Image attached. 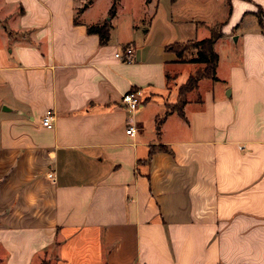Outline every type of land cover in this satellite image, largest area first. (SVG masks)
Instances as JSON below:
<instances>
[{"label":"crops","instance_id":"obj_1","mask_svg":"<svg viewBox=\"0 0 264 264\" xmlns=\"http://www.w3.org/2000/svg\"><path fill=\"white\" fill-rule=\"evenodd\" d=\"M85 1L0 0V264H264V0L189 24L151 0L104 45ZM218 24L217 80L158 132L203 67L167 48Z\"/></svg>","mask_w":264,"mask_h":264},{"label":"rangeland","instance_id":"obj_2","mask_svg":"<svg viewBox=\"0 0 264 264\" xmlns=\"http://www.w3.org/2000/svg\"><path fill=\"white\" fill-rule=\"evenodd\" d=\"M92 3L93 6L88 11V14L81 15L80 18L86 20L89 19L90 21H93L91 22L92 24H99L107 21L109 18L108 11L112 4V0H86L83 3L82 8L77 11V15L81 10L85 9L86 4ZM149 3L150 1L147 0H120V6H117L115 12V14L117 13V17L115 21L113 20V23L115 22L116 24V27L114 24L113 33L117 34L118 30H121V26L125 21L134 22L136 25L146 21L148 18L146 10ZM227 9L228 7L225 8L223 2H219V0H176L172 5V18L176 22H181L183 20V22L186 21L188 24L190 21H205L207 23H212L216 20L218 21L222 19ZM193 42L180 43L175 47V49L181 53V58L179 60L181 64L189 65L191 63L185 61H189L196 57V48H193ZM195 67H198V65H189L190 70ZM209 82L210 80H202L196 93L202 96ZM173 83L174 81H172V79L169 80L171 86H173ZM176 89L178 92V88ZM193 96H195V94H193Z\"/></svg>","mask_w":264,"mask_h":264},{"label":"trees","instance_id":"obj_3","mask_svg":"<svg viewBox=\"0 0 264 264\" xmlns=\"http://www.w3.org/2000/svg\"><path fill=\"white\" fill-rule=\"evenodd\" d=\"M151 1V0H147ZM119 0H112V4L108 11L109 19L112 18L115 15L117 6H118ZM260 24L264 27V21L261 17H259ZM222 24L215 25L213 28L210 29V36L207 38H204L199 41L193 42V48H196V57L193 59H190L189 63H198L203 65L202 68L196 69L193 73H191L186 82L182 84L178 88L177 92V102L173 105H170L166 108L163 115L157 117L155 121L156 130L159 132L160 125L162 121L165 119V117L170 114L171 112H177L181 116H183L182 112V105L186 101V94L195 90L198 86V82L201 79L208 78L211 80H217L215 68L218 61V55L213 49V45L215 40L220 36ZM110 28L111 25L108 21H104L103 23L94 24L87 26V33L89 34H96L99 37V43L101 45H104L109 40L110 35ZM180 43H174L170 45L167 49L171 50L175 53L177 58H181V53L175 47H177ZM152 153V149L150 150V153Z\"/></svg>","mask_w":264,"mask_h":264},{"label":"built area","instance_id":"obj_4","mask_svg":"<svg viewBox=\"0 0 264 264\" xmlns=\"http://www.w3.org/2000/svg\"><path fill=\"white\" fill-rule=\"evenodd\" d=\"M114 56L122 62H126V63L132 62L134 56V48L133 46L124 47L119 52L115 53ZM120 101L127 110L135 111L143 103V98L141 97L139 91L129 90L123 93ZM52 120H53V116L51 115L50 112H47L43 115L41 124L43 127L50 129L53 127ZM126 133L128 135L133 136L135 133L134 127L129 126L126 129Z\"/></svg>","mask_w":264,"mask_h":264}]
</instances>
